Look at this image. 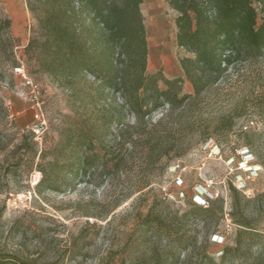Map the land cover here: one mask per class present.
Listing matches in <instances>:
<instances>
[{
  "label": "rangeland",
  "instance_id": "obj_1",
  "mask_svg": "<svg viewBox=\"0 0 264 264\" xmlns=\"http://www.w3.org/2000/svg\"><path fill=\"white\" fill-rule=\"evenodd\" d=\"M43 10L35 0H0V19L10 21L0 36V257L7 264H264V59L238 66L226 85L201 97L191 130L160 162L130 160L107 177V156L62 192L40 193L42 154L50 158L64 129L82 122H72V102L97 100L92 77L80 80L74 100L27 50ZM141 12L148 72L182 78V93L193 94L179 64L192 55L177 47V13L165 0H144ZM145 181L150 186L137 192Z\"/></svg>",
  "mask_w": 264,
  "mask_h": 264
},
{
  "label": "trees",
  "instance_id": "obj_2",
  "mask_svg": "<svg viewBox=\"0 0 264 264\" xmlns=\"http://www.w3.org/2000/svg\"><path fill=\"white\" fill-rule=\"evenodd\" d=\"M35 1L44 10L37 37L27 50L37 52L39 69L67 88L74 100L81 92L78 83L88 82V76L97 94L94 101L72 102V122L79 118L81 124L64 129L50 158L42 154L40 193L62 192L107 156L110 160L101 163L107 177L121 172L130 160L160 162L191 130L193 107L201 97L226 85L238 66L264 59V0H165L177 13V47L192 55L179 60L193 87L190 95L182 93V78L169 80L162 71L148 72L144 0ZM8 28L10 21L0 19V36ZM159 112L163 116L154 121ZM231 130L229 125L227 131ZM191 208L212 211L196 204ZM7 263L0 257V264Z\"/></svg>",
  "mask_w": 264,
  "mask_h": 264
},
{
  "label": "built area",
  "instance_id": "obj_3",
  "mask_svg": "<svg viewBox=\"0 0 264 264\" xmlns=\"http://www.w3.org/2000/svg\"><path fill=\"white\" fill-rule=\"evenodd\" d=\"M16 70L21 71L20 69H16Z\"/></svg>",
  "mask_w": 264,
  "mask_h": 264
}]
</instances>
